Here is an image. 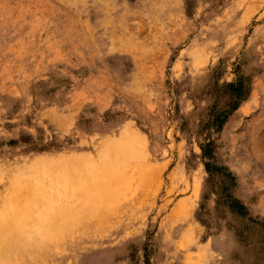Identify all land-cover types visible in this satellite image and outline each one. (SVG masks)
<instances>
[{"label": "rangeland", "instance_id": "rangeland-1", "mask_svg": "<svg viewBox=\"0 0 264 264\" xmlns=\"http://www.w3.org/2000/svg\"><path fill=\"white\" fill-rule=\"evenodd\" d=\"M0 224L70 264H264V0H0Z\"/></svg>", "mask_w": 264, "mask_h": 264}, {"label": "bare ground", "instance_id": "bare-ground-1", "mask_svg": "<svg viewBox=\"0 0 264 264\" xmlns=\"http://www.w3.org/2000/svg\"><path fill=\"white\" fill-rule=\"evenodd\" d=\"M13 188L14 187H12V189ZM72 217H74V214H72ZM62 218L64 219V217L61 216V220H63ZM65 223L67 222L65 221ZM2 225L0 224V226ZM53 230L52 233H46V232L43 233L42 231H40L37 234L35 233L34 236L27 234V232L24 231V232H19L15 236L12 237L10 236L11 237L10 241L8 239L0 240V264H7L6 258L8 256L10 257L13 256L12 259L13 262H10L9 264H45L46 262H49V264H70V260H68L63 255H59L60 253L62 254L66 253V248H67L66 243L68 242L69 237L65 235L57 234L55 232L57 229H55V231ZM53 237L54 238L62 237L61 238L62 240L58 244L59 246L51 241ZM43 243L44 245H42ZM20 252L22 253L21 255H19ZM14 253H18V256L14 255Z\"/></svg>", "mask_w": 264, "mask_h": 264}, {"label": "trees", "instance_id": "trees-1", "mask_svg": "<svg viewBox=\"0 0 264 264\" xmlns=\"http://www.w3.org/2000/svg\"><path fill=\"white\" fill-rule=\"evenodd\" d=\"M241 91L242 88L239 87ZM237 91V95L241 96ZM236 109V105H233L230 112ZM229 112H223L220 117L217 118L213 126L216 127L217 131H220L225 124ZM201 159L203 160V165L206 173L208 174V183L210 186L218 187L219 202L226 205L230 210L234 211L238 216L246 217L248 212L246 207L238 200L234 199L230 191L235 185V180L232 174L221 165L215 156V146L214 142L211 140L205 146H201ZM145 264H149L146 260Z\"/></svg>", "mask_w": 264, "mask_h": 264}]
</instances>
